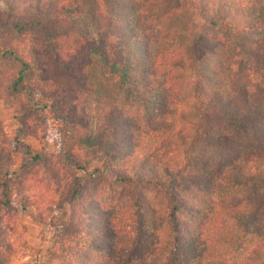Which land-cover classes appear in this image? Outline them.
Instances as JSON below:
<instances>
[{
    "label": "trees",
    "instance_id": "obj_1",
    "mask_svg": "<svg viewBox=\"0 0 264 264\" xmlns=\"http://www.w3.org/2000/svg\"><path fill=\"white\" fill-rule=\"evenodd\" d=\"M3 1L0 76L6 70L8 89L23 90L43 60L95 56L135 111L128 118L110 108L93 130L64 116L58 154L24 147L28 178L10 170L1 150L8 165L0 164V208L13 199L6 181L14 177L15 202L39 212L28 194L31 171L48 174L53 161L65 167L49 177L68 218L41 264H264V0ZM87 19L95 36L75 43ZM211 29L230 37L231 86L226 66L208 65L226 47L205 39ZM20 109L12 116L18 136L36 135ZM214 123L232 137L212 132ZM74 147L93 153L101 170L76 175L87 162ZM110 185L132 199L110 211L100 195ZM149 190L156 202L145 198Z\"/></svg>",
    "mask_w": 264,
    "mask_h": 264
},
{
    "label": "rangeland",
    "instance_id": "obj_2",
    "mask_svg": "<svg viewBox=\"0 0 264 264\" xmlns=\"http://www.w3.org/2000/svg\"><path fill=\"white\" fill-rule=\"evenodd\" d=\"M4 7V1L0 0V11ZM85 24L88 29L83 30V24L80 23L77 37L79 41L75 43H82L88 37L94 38V25L89 23L88 19ZM154 30L155 26L151 24L148 31L153 34ZM204 37L210 43H226L224 49H216L223 54L222 58L209 55L207 61L208 65H211L209 67L216 70L225 68L226 60L227 58L229 60L231 52L230 37L213 29L205 30ZM38 67L45 68L39 69ZM226 67L223 76L231 86L232 82L230 78H227V75L232 77L233 71L231 67ZM3 71L6 72V70ZM5 72L0 76V146L3 144V147H0V157H2L0 164L8 163V161L5 162L3 157L5 155L1 151L4 149V152L10 155V170L24 178L29 176L25 170V162L29 156L25 154L24 147H29L32 154H58L59 142L62 138L60 134L63 130L61 118L64 116L79 117L85 125V130L87 127L89 130L90 128L93 130L99 120L105 122V114L110 108L119 109L120 116L121 114L127 116L128 111V118L135 114L134 109H131L133 104L129 101L126 103L127 99L123 90L118 89L114 81L106 77L103 66L95 56L88 58L84 55L76 57L70 54L66 58L59 59L58 63L43 60L25 80L24 89L18 93H13L12 87L8 89L6 86ZM160 90L161 85L157 91ZM19 107H22L20 111L23 114V120L26 121V126L33 128L36 135L18 136L23 132V129H19L12 116L19 110ZM59 115L61 116L59 117ZM150 117L151 120L158 119L153 114ZM142 121L144 123L146 120ZM214 124L212 132L231 136V132L226 126L220 123ZM15 140H19V144H16ZM155 144L157 146L159 143ZM74 149L75 154H81L83 160L87 162L83 165L82 171L74 172L76 175L101 170L100 163L92 157L95 156L93 153L82 149V147H74ZM201 154L208 160L214 156L217 158L216 152L213 151L206 152L203 149ZM54 163L55 161L49 164L50 173L48 174L41 167H36L31 171L32 186L28 194L29 197L33 196L40 200L39 212L31 206L21 207L20 203L15 202L14 196L18 192V188L14 177H11L10 181H6L7 196L11 195L13 199L9 205L0 208V264H41L48 258L51 245L59 230V224L68 218L66 205L59 210L55 207L57 196L53 181L49 176L53 171L60 177L64 176L65 167L62 164L55 165ZM61 183L64 185L66 180H62ZM103 189L105 190H100V195L110 211L115 206L124 203V200L132 199L130 191H122L115 185H110L108 190L107 188ZM1 198L0 189V200ZM145 198L148 201L156 202L158 200L157 192L149 190ZM43 219L45 221H42Z\"/></svg>",
    "mask_w": 264,
    "mask_h": 264
}]
</instances>
